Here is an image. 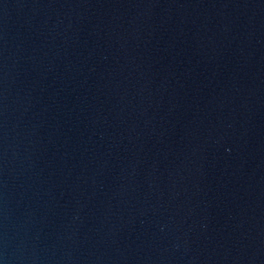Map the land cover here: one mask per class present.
<instances>
[{"label": "water", "instance_id": "1", "mask_svg": "<svg viewBox=\"0 0 264 264\" xmlns=\"http://www.w3.org/2000/svg\"><path fill=\"white\" fill-rule=\"evenodd\" d=\"M0 264H264V0H0Z\"/></svg>", "mask_w": 264, "mask_h": 264}]
</instances>
